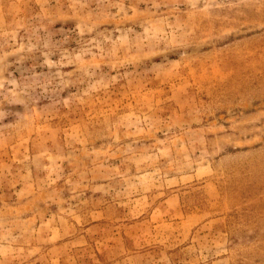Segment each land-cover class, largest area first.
Instances as JSON below:
<instances>
[{
  "label": "rangeland",
  "instance_id": "1",
  "mask_svg": "<svg viewBox=\"0 0 264 264\" xmlns=\"http://www.w3.org/2000/svg\"><path fill=\"white\" fill-rule=\"evenodd\" d=\"M0 264H264V0H0Z\"/></svg>",
  "mask_w": 264,
  "mask_h": 264
}]
</instances>
